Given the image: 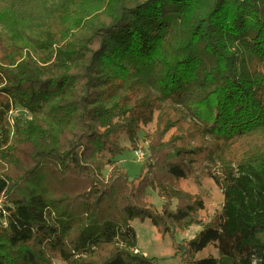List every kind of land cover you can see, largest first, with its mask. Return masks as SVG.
Returning <instances> with one entry per match:
<instances>
[{
  "label": "trees",
  "instance_id": "obj_1",
  "mask_svg": "<svg viewBox=\"0 0 264 264\" xmlns=\"http://www.w3.org/2000/svg\"><path fill=\"white\" fill-rule=\"evenodd\" d=\"M0 27L9 49L0 95L7 110L26 113L6 129L3 152L23 154L41 186L0 205V264H55L38 241L71 264L102 247L100 264H151L135 253L132 222L149 219L162 232L191 224L203 204L175 183L199 147H178L181 135L163 149L157 131L136 181L115 160L121 135L147 123L145 90L183 106L217 139H264V0H0ZM249 148L215 176L222 212L188 243L194 254L213 245L220 257L185 264H264V148ZM46 185L71 196L53 197ZM150 188L165 200L161 211ZM10 190L0 175V203Z\"/></svg>",
  "mask_w": 264,
  "mask_h": 264
},
{
  "label": "rangeland",
  "instance_id": "obj_2",
  "mask_svg": "<svg viewBox=\"0 0 264 264\" xmlns=\"http://www.w3.org/2000/svg\"><path fill=\"white\" fill-rule=\"evenodd\" d=\"M8 50L4 32L0 27V62L8 57ZM153 92L149 93L148 90H145L140 93L139 97L142 101L145 100L152 104L150 110L145 111L147 123L140 124L137 134L124 133L121 135L122 151L116 156L115 160L119 162V167L128 176L129 180L136 181L145 171V158L149 153L150 145L149 136L157 131L166 133L160 146L166 149L173 147L171 140L174 137L178 139L182 135L183 139L177 143L178 147L182 144H190L192 147H199L200 150L190 166L188 177L177 181L175 185L186 201H200L203 208L196 211L189 226L185 225L181 228L168 226L166 228L168 232L158 230L149 219L144 221L134 220L132 227L136 230L138 237V248L135 253L147 257L151 264H185L195 258H219V252L213 245L200 253L194 254L189 250L188 243L202 229L210 226L222 212L224 191L221 182L215 176L222 179L224 164L238 160L245 151L251 149L249 147L259 146L264 148V139H260L258 135H248L242 140L239 139L241 141L238 142L217 139L207 133L204 125L183 106L168 99L156 98V93ZM8 102L9 98L0 95V148H2L0 150V175H6L11 179V190L9 195L4 197L0 203L1 207L11 206V200L18 198L21 193H27L29 187H41L39 180L32 175V169H27L30 162L26 160L23 154L13 158L3 152V149L6 151L10 145L7 142L6 129L9 128V125H14L15 119L26 117L25 111L18 105L10 103V110H7L6 103ZM10 140H12V137H10ZM137 151L141 156L136 154ZM158 175H161L164 180L168 179L163 171ZM27 182L28 185L26 186ZM71 187V185L66 184L63 189L67 190ZM46 189L51 192L53 197L57 194L58 199L71 196L65 193H56V188L52 185H46ZM148 192L154 208L161 211L165 200L160 192L157 188H150ZM54 222L53 214L52 223ZM75 235L76 231L72 233V240H75ZM38 244L39 241L35 244L36 250L51 262L71 264L67 263L64 257L54 249H42L38 247ZM185 250L187 251L186 254L183 253ZM108 254L109 248L102 247L99 250L92 251L87 257L78 255L79 258L76 259L84 262L82 264H100Z\"/></svg>",
  "mask_w": 264,
  "mask_h": 264
},
{
  "label": "built area",
  "instance_id": "obj_3",
  "mask_svg": "<svg viewBox=\"0 0 264 264\" xmlns=\"http://www.w3.org/2000/svg\"><path fill=\"white\" fill-rule=\"evenodd\" d=\"M136 154H137L138 156H141L140 153H139L138 151L136 152Z\"/></svg>",
  "mask_w": 264,
  "mask_h": 264
}]
</instances>
